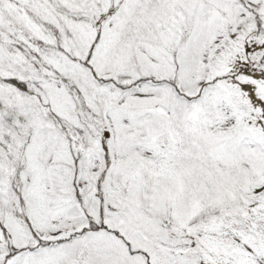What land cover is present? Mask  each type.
<instances>
[{
    "label": "snow or ice",
    "instance_id": "obj_1",
    "mask_svg": "<svg viewBox=\"0 0 264 264\" xmlns=\"http://www.w3.org/2000/svg\"><path fill=\"white\" fill-rule=\"evenodd\" d=\"M0 264H264V0H0Z\"/></svg>",
    "mask_w": 264,
    "mask_h": 264
}]
</instances>
